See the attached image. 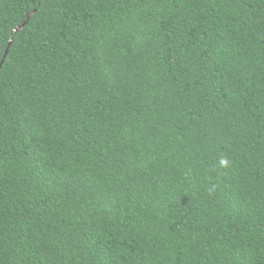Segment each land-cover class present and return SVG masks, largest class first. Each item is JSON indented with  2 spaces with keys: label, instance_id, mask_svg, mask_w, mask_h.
Instances as JSON below:
<instances>
[{
  "label": "trees",
  "instance_id": "obj_1",
  "mask_svg": "<svg viewBox=\"0 0 264 264\" xmlns=\"http://www.w3.org/2000/svg\"><path fill=\"white\" fill-rule=\"evenodd\" d=\"M0 264H264V0H0Z\"/></svg>",
  "mask_w": 264,
  "mask_h": 264
},
{
  "label": "water",
  "instance_id": "obj_2",
  "mask_svg": "<svg viewBox=\"0 0 264 264\" xmlns=\"http://www.w3.org/2000/svg\"><path fill=\"white\" fill-rule=\"evenodd\" d=\"M28 18H29V16L27 17L26 21H25V22H24V23H23L21 26H19V27L15 28V31H18L20 28H22V27H23V25H25V24H26V22H27ZM6 54H7V51L5 52L4 58H5Z\"/></svg>",
  "mask_w": 264,
  "mask_h": 264
}]
</instances>
